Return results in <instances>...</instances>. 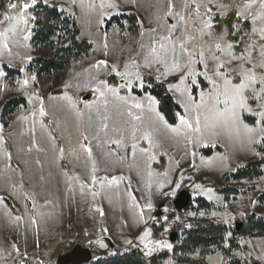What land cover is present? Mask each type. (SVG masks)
<instances>
[{"label":"rangeland","instance_id":"obj_1","mask_svg":"<svg viewBox=\"0 0 264 264\" xmlns=\"http://www.w3.org/2000/svg\"><path fill=\"white\" fill-rule=\"evenodd\" d=\"M10 2L31 3L32 0ZM38 2L74 16L79 27L78 39L86 40L91 48L86 56L73 60L65 71L50 76L36 74L29 69L33 58H47L52 49L32 43V20L26 28L21 24L15 32H6L13 21H5L0 15V33H4L0 36V71L5 73L0 77V112L9 98L23 97L26 100V105L14 108L6 117L0 116V264H40L41 261L55 264L57 255L75 244L88 247L93 260L111 255L113 244L121 250L138 248L148 260L155 259L156 264H188L180 261L184 256L176 248L183 231L193 222L224 223L234 228L235 223L242 222L247 215L264 213V198H259L264 195V174L251 180H229L227 186L236 188L239 193L228 199L216 191L223 186V179L230 172L260 156L257 148L262 143H253L254 139H260V130L253 133L244 127V124L255 126L259 117L239 107L234 108L233 98L240 103L245 95L253 110L258 106L264 108V98L261 101L253 98L255 91L264 88V72L256 73V78L261 80L260 86L239 94L223 81L209 94V85L201 78L206 99L200 109V131L185 127L173 133L158 121L155 115L159 112L158 103L152 105L155 112L149 110L147 97H155L148 92L134 93L149 88L152 81L157 80L158 73L144 67L140 55L141 42L147 45L151 34L143 37L140 34L156 27L158 22L163 25L162 16L168 0H37L28 10L29 16L37 17L35 7ZM173 2L181 12L185 3L194 4V0ZM200 2L212 7V16L210 18L202 8L203 20H198L196 27H202L203 21L209 20L214 25V37L223 33L228 42L238 44L239 48H234L238 56L246 45L254 42L255 37L251 36L240 42L253 25L250 21L248 26L242 20L238 21L235 11L229 7L246 0ZM217 3L224 5L222 14L215 6ZM6 5L0 12H4ZM192 11H195L194 7ZM231 12L236 18L231 27L224 24L217 28L214 18H224ZM8 14L15 15L14 12ZM118 15H135L136 32L128 30L130 23L126 19L121 20V27L111 24L104 31L106 21ZM174 22L169 19V23ZM234 26L241 28L240 35H234ZM193 27L190 21V33ZM105 33L107 48L104 47ZM24 35L29 36L27 41L22 39ZM54 45H68L67 37L55 38ZM132 59L141 65L143 87L134 76L131 88L122 87L126 81L111 72L112 65L123 71L124 64ZM253 59L258 65L264 64V56L258 53ZM98 60H106L109 67H93ZM4 67L20 71V75L7 77ZM198 67L202 70V66ZM245 67L251 65L243 66L239 60L229 65L230 70L247 80L250 69ZM129 70L136 71L134 68ZM111 75L113 79L109 80ZM230 78L234 83L240 82L236 74ZM25 79L29 81L27 86L23 85ZM100 81L118 91H106L105 97H100L99 92L93 91ZM157 81L165 84L175 101L179 99L178 93L168 90V84L176 82L173 76H161ZM199 90L193 93L197 101ZM217 91L221 101L218 108L223 112L219 117L208 111L217 107ZM85 94H91V97L83 99ZM120 97L143 101V112L133 109V114L141 116V120H133L128 115V105L132 101L129 99L126 104ZM226 99L227 105L223 103ZM41 101L44 116L39 112ZM184 102L187 103L186 98ZM182 112L184 114L183 109ZM195 115L193 113V128ZM179 123L177 117L176 123L171 125ZM145 131L152 134L157 145L148 154L141 152L149 147L142 139ZM117 139L123 141L119 147L112 143ZM133 144L137 145L135 153ZM82 145L92 149L91 157ZM203 149H212V152L204 154ZM152 155L155 160L151 159ZM93 175L97 177L95 185L92 184ZM112 176L123 179L111 186L106 181L101 183L105 177L110 179ZM181 190L190 193L191 207L179 212L173 200ZM93 192L97 195L93 196ZM25 197L28 198L27 204ZM199 197L211 204L209 209H197L200 203L196 199ZM149 203L152 205L150 209L147 207ZM160 204L162 206L158 207ZM17 216L22 217L19 222ZM33 217L37 224L31 223ZM145 230L150 233L145 243L159 241L161 245L171 247L156 246L149 254V249L139 241ZM237 241L240 248L232 249L228 257L219 250L206 255L190 253L187 257L199 264H264V236H238ZM13 243L18 246L19 255L13 250Z\"/></svg>","mask_w":264,"mask_h":264},{"label":"snow or ice","instance_id":"obj_2","mask_svg":"<svg viewBox=\"0 0 264 264\" xmlns=\"http://www.w3.org/2000/svg\"><path fill=\"white\" fill-rule=\"evenodd\" d=\"M36 3L37 0H32L31 3H8L4 12H0V15L4 16L5 21H13V23L10 28L6 29L5 31L15 32L19 25L23 24L26 28L29 20L35 21L34 16L28 15V10ZM208 3L211 4L212 0H208ZM215 6L222 14L224 5L222 3H217ZM101 7H103V5H101ZM193 7L195 8L194 12L192 11ZM229 7L235 11L238 21L242 20L244 23H248L250 21L253 25L251 27L250 33H245L244 36L241 37L240 42H243L248 36L255 37V40L254 42L246 45L243 53L239 56L234 52V48H236L238 44L228 42L226 36L223 33L215 34L214 37L212 32L214 25L211 24L209 20H204L202 27L195 26L198 20H203V17L201 16L202 8L205 9L206 14L210 18L212 16V7L206 6L203 2H200V0H194L193 5L185 3L182 12L177 10V6L173 0H168L167 8L162 16L163 25L161 26L158 22L156 27L147 29L140 34L142 37L146 34H151L150 42L147 45L141 42L140 45V55L142 56L144 62L143 66L150 70L154 69L158 73L157 80H159L161 76L164 78L173 76L176 79L175 83L168 84V90L179 94V99H177L176 103L184 110V114H176L180 121L178 125L173 126L169 124L163 115H161L159 112H155V109L152 108V105L157 104L158 102L150 95L147 97L149 101V110L154 111L158 121L163 122L164 127L173 133H178L181 128L185 127L188 129H193L197 132L200 131V109L204 107L206 99V91L201 88V78H203V80L208 83L209 87L207 89V93L209 94H211L213 90L218 89L221 81H223L224 85L226 86H233V89L237 94L241 92L244 93L247 89H256L257 85H261V80L256 78V73L257 71L264 72V64H256L253 58L257 56V53L259 56H264V26H262V23H264V0H246V2H243L239 5H229ZM10 12H14L15 15H9L8 13ZM169 19L174 20L175 22L169 23ZM190 21L194 25L191 33L189 32L188 28ZM234 27L236 28L234 35H240L241 28L236 26ZM205 29H207V31H205ZM196 33H198V35ZM3 35L4 33H0V36ZM22 39L27 41L29 36L24 35ZM104 40V47L107 48V33H105ZM4 46L7 47V44ZM28 59H31V57H28ZM236 60H239L243 66L251 65V67H245L250 69V71L247 73V80H245V78L239 73H234L229 69V65ZM198 66H202V70H200ZM93 67L99 69L107 68L109 65L106 60H98ZM140 67L141 65L139 62L136 59H132L129 63L124 64L123 71H121L118 66L112 65L111 72L112 74L120 76L126 81L125 84L121 85L122 87L131 88L133 85V76L135 77V80L140 83V86L143 87V77L139 71ZM130 68H134L136 71L132 72L129 70ZM234 74L240 77L239 83H234L233 78H230L233 77ZM4 75L5 73L0 71V77H3ZM32 79L34 80L35 76H33ZM28 82L29 81L25 79L23 81V85L27 86ZM197 89H200L198 92L199 101H197L193 95ZM93 91L99 92L100 97L103 98L105 97L106 91L116 93L118 89L108 87L105 81H100L99 85L94 88ZM219 97L220 93L217 91V107L208 110L218 117L223 115V112H221L218 108V105L221 103ZM65 98L70 99L68 97ZM184 98L187 99V103L184 102ZM253 98L256 101H261V99L264 98V88L260 89L259 91H255ZM120 99L125 101L126 104L130 99L132 103L128 105V115L133 120H141V116L133 114V109L143 112V101L137 100L135 97H120ZM223 103L227 105L228 100L226 99L223 101ZM233 103L234 108L239 107L241 110H246L249 114L259 117V119L256 120L255 126L244 124V127L247 131L253 133L259 129L260 139H254L253 143H264V108L258 106L257 109L253 110V108L249 106L245 95L243 96L242 102L236 103L235 98H233ZM39 112L41 116L45 115L42 101ZM193 113H196L195 128H193L192 122ZM207 118V114H205V120H207ZM105 119L107 118L105 117ZM104 128H107L106 123L104 124ZM133 138L135 139V132L133 133ZM0 139H2V137H0ZM142 139L149 145L148 148L141 149V152L144 154H148L150 149L157 146L154 137L148 131L144 132ZM112 143L119 147L123 141L121 139H117L112 141ZM82 147L88 153L89 157H91L92 149L84 145H82ZM136 147V144L132 145L134 153ZM61 151L63 150L61 149ZM257 155L260 154L257 153ZM155 158V155L151 156L152 160H155ZM149 175H151V173H149ZM91 179L92 184L95 185L97 177L93 175ZM118 179L123 178L112 176L109 179L105 177L101 183L104 184L106 181L107 184L111 186ZM178 186L179 185H177V187ZM95 195H97V193L93 192V196ZM25 199L27 204L28 198L25 197ZM134 200L135 197L133 196V201ZM32 202H35L34 195L32 197ZM135 206L139 207V205ZM147 207L150 209L152 205L149 203ZM35 210L36 209H33V211ZM100 211L101 215H103L102 210ZM142 218L143 213L141 211V219ZM21 219V216L16 217L17 222H19ZM31 223L37 224L38 221L35 217H33ZM149 235V231L145 230L139 237L140 243L143 244L145 248L149 249V254L155 250L156 246L171 247V245H161L159 241H156L155 244H153V242L150 240L148 243H145ZM150 244L152 245L151 248L149 247ZM12 248L14 251H16L17 255L20 254L19 248L15 243H13ZM40 264H43V262L41 261Z\"/></svg>","mask_w":264,"mask_h":264},{"label":"trees","instance_id":"obj_3","mask_svg":"<svg viewBox=\"0 0 264 264\" xmlns=\"http://www.w3.org/2000/svg\"><path fill=\"white\" fill-rule=\"evenodd\" d=\"M10 1L14 0H0V10ZM35 10L37 17L33 21L31 41L38 47H50L52 52L47 58H33L29 66L30 70L36 74L50 76L54 73L67 70L73 60L84 57L89 53L91 48L90 43L86 40L78 39L79 27L74 16L69 15L57 7L49 6L42 2H38ZM123 19H126L130 23L128 30L130 32H136L137 29L134 26L137 25L135 15L113 16L109 21H106L104 31L111 24H116L121 27V20ZM235 19L234 13L231 12L224 18L215 17L214 21L217 22V28H221L224 24L230 28L232 21ZM244 25L248 26L247 23H244ZM232 30L231 28L230 31ZM58 37H67L68 45L55 46L54 39ZM4 70L7 72V77H12L15 74L20 75V71L8 67H4ZM108 79H113V75L109 76ZM143 92H148L156 98L158 110L168 123H176V114H183L182 109L167 92L163 82L154 79L149 88L134 91L138 95ZM20 105H26L25 98L15 97L7 99L1 107L0 116L6 117L14 108ZM215 148L219 149L220 147ZM202 151L204 154H209L212 152V149H203ZM257 151L260 153L259 157L248 161L243 166L237 167L224 177L223 186L217 188L216 191L225 199L239 193L236 188L227 186L229 180H251L264 174V143L257 148ZM259 198H264V195H260ZM196 200L200 203L197 209H209L211 206L203 198L199 197ZM189 207H191L190 204ZM238 236H264V213L260 215L251 213L247 215L237 229L235 227L231 228L224 223L193 222L189 228L183 231L176 249L180 250L184 256L180 259L181 262L199 264L196 260L188 258L187 255L195 252H198L200 255H206L215 250H219L224 257H228L232 249L240 248L237 241ZM112 249L113 253L111 255L97 258L88 264H156L155 259L150 258L148 260L138 248L133 247L127 250H121L112 244ZM229 261L232 262L230 259Z\"/></svg>","mask_w":264,"mask_h":264},{"label":"water","instance_id":"obj_4","mask_svg":"<svg viewBox=\"0 0 264 264\" xmlns=\"http://www.w3.org/2000/svg\"><path fill=\"white\" fill-rule=\"evenodd\" d=\"M89 97H91V94H85L83 99ZM190 201V193L186 190H181L173 200V204L176 210L180 212L189 206ZM160 206H162V204H160L158 207ZM240 225L241 222L235 223V229H237ZM170 239H173V235L170 236ZM92 260V253L88 247L75 244L70 250L58 254L55 264H88Z\"/></svg>","mask_w":264,"mask_h":264}]
</instances>
